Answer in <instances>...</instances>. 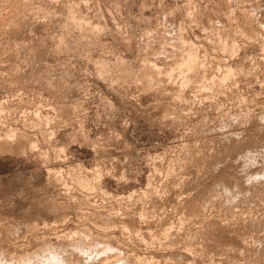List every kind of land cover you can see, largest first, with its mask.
<instances>
[{"label": "rangeland", "instance_id": "374dc122", "mask_svg": "<svg viewBox=\"0 0 264 264\" xmlns=\"http://www.w3.org/2000/svg\"><path fill=\"white\" fill-rule=\"evenodd\" d=\"M51 260L264 264V0H0V264Z\"/></svg>", "mask_w": 264, "mask_h": 264}, {"label": "bare ground", "instance_id": "6f19581e", "mask_svg": "<svg viewBox=\"0 0 264 264\" xmlns=\"http://www.w3.org/2000/svg\"><path fill=\"white\" fill-rule=\"evenodd\" d=\"M194 64V59H193V57H192V55L191 56H189V57H187L186 58V60H184V61H181L180 63H176L175 64V67H176V69H178V71H179V77L180 76H182V75H184L183 74V72L185 71V70H187V69H189V68H191V66ZM149 66V65H148ZM153 66V65H152ZM152 66H150L149 67V69L148 70H146V71H144V73H143V78H145V80H146V84L147 85H149V86H152L153 85V79L155 78V76H156V78L157 77H160L159 75H163V76H166L167 78L166 79H170V77H171V74L173 73V71L172 70H167V71H163L162 72V70H161V72L159 71H156L155 69L156 68H154V67H152ZM158 70H160V69H158ZM190 72H192V71H190ZM188 74H190V73H188ZM188 74H186L185 73V75L186 76H182V78H181V84L180 85H182V86H185V85H187V83H189V78L187 77V75ZM163 78V77H162ZM161 80H163V79H161ZM180 83V82H179ZM34 148V147H33ZM55 177H57V176H55ZM48 260H46V262H47ZM50 261V260H49ZM48 261V262H49ZM52 262H50L49 264H52V263H54V261L53 260H51ZM109 261V260H108ZM107 261V262H108ZM56 262V261H55ZM58 262V261H57ZM105 262V261H104ZM119 262V261H118ZM27 264H34V263H27ZM57 264V263H56ZM103 264V263H102ZM119 264V263H118Z\"/></svg>", "mask_w": 264, "mask_h": 264}]
</instances>
